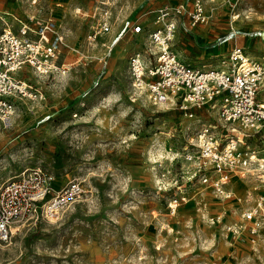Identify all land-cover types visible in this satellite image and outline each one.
Returning <instances> with one entry per match:
<instances>
[{
    "label": "rangeland",
    "instance_id": "374dc122",
    "mask_svg": "<svg viewBox=\"0 0 264 264\" xmlns=\"http://www.w3.org/2000/svg\"><path fill=\"white\" fill-rule=\"evenodd\" d=\"M100 1L0 0V9L22 18L59 19L64 41L58 63L73 62L47 75L34 76L29 66L17 72L42 97L7 98L13 112L0 120V185L40 167L56 191L70 180L84 189L54 220L0 244V264H264V224L253 235L225 230L238 225L241 210L264 192L260 178L231 177L225 197L201 181L211 168L197 170L190 140L202 123L217 122L215 111L197 109L187 117L176 104L152 105L130 88L128 57L149 52L145 31L153 25L152 10L183 0H108L111 32L88 44L90 15ZM198 1L207 20L191 25L183 15L171 40L183 60L215 66L236 39L250 56L259 55L252 40L264 29V0ZM193 2L186 0L188 8ZM125 21L128 29L121 30ZM134 21L142 32H132ZM231 31L235 36L228 39ZM113 33L119 39L108 49ZM167 149L177 155L167 157Z\"/></svg>",
    "mask_w": 264,
    "mask_h": 264
},
{
    "label": "built area",
    "instance_id": "2783aa9c",
    "mask_svg": "<svg viewBox=\"0 0 264 264\" xmlns=\"http://www.w3.org/2000/svg\"><path fill=\"white\" fill-rule=\"evenodd\" d=\"M152 11L153 25L145 31L149 52L128 57L131 90L143 94L152 105L174 103L187 117H193L197 109L215 111L217 122L202 123L190 140L197 154L195 158L199 159L197 170L202 167L213 170L211 175L203 174L201 181L215 192L230 197L226 186L237 175L257 173L264 185V54L252 57L244 46L234 45L215 66L186 62L171 49V40L183 15L189 17L191 25L207 20L199 1L194 0L193 8H188L183 0ZM90 17L85 37L88 44L111 32L109 1H100ZM126 24L125 21L121 30L128 29ZM129 26L134 33L144 28L135 21ZM256 35L264 42V29L254 32L253 36ZM233 36L235 32L231 31L228 39ZM118 39V34L110 38L108 49ZM63 41L62 23L57 18L33 15L24 19L0 11L1 121H7L13 112L8 97H42L39 89L16 78L24 66L42 75L66 69L64 63H58ZM248 139H257L259 145H246L244 140ZM182 150L184 158H193L186 147ZM166 152L172 159L177 155L169 149ZM155 165L164 170L161 161ZM52 181L48 172L31 167L0 185V244H10L15 233L23 228L42 220H54L84 192L78 180H70L57 191ZM175 204L172 202L170 207ZM240 217L238 225L228 223L225 230L233 236L243 230L256 234L264 224V192L255 199L254 206L241 210Z\"/></svg>",
    "mask_w": 264,
    "mask_h": 264
},
{
    "label": "crops",
    "instance_id": "0c3cea01",
    "mask_svg": "<svg viewBox=\"0 0 264 264\" xmlns=\"http://www.w3.org/2000/svg\"><path fill=\"white\" fill-rule=\"evenodd\" d=\"M176 3H178V2H176ZM163 5H166V4H163ZM159 6H162V5H159ZM158 6V7H159ZM157 8V7H156ZM154 10V9H153ZM0 11H6V10H2V9H0ZM6 12H9V11H6ZM10 13V12H9ZM11 14H13V13H11ZM15 15V14H14ZM16 16V15H15ZM17 17H19V16H17ZM20 18H22V17H20ZM25 19V18H24ZM123 27V26H122ZM122 27H121V29H122ZM116 33H113V35H115ZM112 35V36H113ZM260 39V38H259ZM234 45H237V39L234 41V40H230L228 43H227V46H228V50L232 47V46H234ZM241 46H244V45H241ZM252 47L254 48V51H253V53H255V54H259V55H261V54H264V42L260 39V40H258V38L257 39H255V40H252ZM245 49L247 50V52H248V54H249V51H248V49L246 48V46H245ZM228 52V51H227ZM226 52V53H227ZM258 55V56H259ZM252 57H256V56H252ZM228 186V185H227Z\"/></svg>",
    "mask_w": 264,
    "mask_h": 264
},
{
    "label": "bare ground",
    "instance_id": "6f19581e",
    "mask_svg": "<svg viewBox=\"0 0 264 264\" xmlns=\"http://www.w3.org/2000/svg\"><path fill=\"white\" fill-rule=\"evenodd\" d=\"M114 36V35H113ZM73 62H64V66H67L68 68H70V65L72 64ZM32 74L34 76H41L42 74H39L38 72H36L35 70H32ZM25 84H27L25 81H24ZM7 122V121H6ZM152 152V151H151ZM154 156V155H153ZM256 177H258V174L256 173L255 174ZM243 180H240L241 183H238L236 185V188H239L244 182H242ZM255 189V188H254Z\"/></svg>",
    "mask_w": 264,
    "mask_h": 264
}]
</instances>
